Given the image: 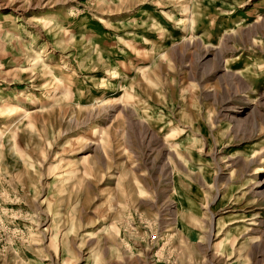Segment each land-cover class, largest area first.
Segmentation results:
<instances>
[{
    "label": "rangeland",
    "instance_id": "1",
    "mask_svg": "<svg viewBox=\"0 0 264 264\" xmlns=\"http://www.w3.org/2000/svg\"><path fill=\"white\" fill-rule=\"evenodd\" d=\"M259 179L264 0H0V264H264Z\"/></svg>",
    "mask_w": 264,
    "mask_h": 264
},
{
    "label": "bare ground",
    "instance_id": "2",
    "mask_svg": "<svg viewBox=\"0 0 264 264\" xmlns=\"http://www.w3.org/2000/svg\"><path fill=\"white\" fill-rule=\"evenodd\" d=\"M97 147H99V145L97 146ZM100 148H101V146H100ZM254 163V162H253ZM252 163V164H253ZM251 163H250V165H252ZM256 172V171H255ZM262 183V179H259L258 180V182L256 183V185L257 186H259V185H263L264 184V181H263V184H261ZM175 216H176V219H178L179 217H180V210L179 209H176L175 210ZM213 217H214V215L212 214V220H213ZM212 227H213V225H211V229H210V236L212 235ZM218 255V254H217Z\"/></svg>",
    "mask_w": 264,
    "mask_h": 264
}]
</instances>
